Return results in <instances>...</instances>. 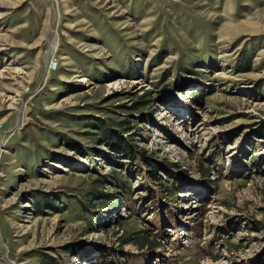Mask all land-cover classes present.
Returning <instances> with one entry per match:
<instances>
[{
    "label": "rangeland",
    "instance_id": "rangeland-1",
    "mask_svg": "<svg viewBox=\"0 0 264 264\" xmlns=\"http://www.w3.org/2000/svg\"><path fill=\"white\" fill-rule=\"evenodd\" d=\"M0 264H264V0H0Z\"/></svg>",
    "mask_w": 264,
    "mask_h": 264
}]
</instances>
